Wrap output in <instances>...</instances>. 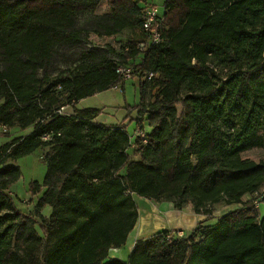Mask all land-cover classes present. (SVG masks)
<instances>
[{"label": "trees", "instance_id": "trees-1", "mask_svg": "<svg viewBox=\"0 0 264 264\" xmlns=\"http://www.w3.org/2000/svg\"><path fill=\"white\" fill-rule=\"evenodd\" d=\"M100 2L0 0V125L30 129L0 146V264H264V214L252 204L187 236L137 241L127 261L108 258L138 219L134 197L206 215L264 186V158L241 155L264 147V0H163L162 40L144 49L143 10L155 5L107 0L98 11ZM124 31L137 37L127 49L81 52L70 73L49 77L58 50ZM117 65L153 74L135 106L150 132L133 143L125 127L95 123L99 110L75 109L124 85ZM38 150L46 172L29 191L41 195L23 214L8 193L21 172L6 163Z\"/></svg>", "mask_w": 264, "mask_h": 264}, {"label": "rangeland", "instance_id": "rangeland-1", "mask_svg": "<svg viewBox=\"0 0 264 264\" xmlns=\"http://www.w3.org/2000/svg\"><path fill=\"white\" fill-rule=\"evenodd\" d=\"M149 2L150 4L156 5V7H158L159 10L162 11L163 0H149ZM106 3L107 0H101L98 11L104 9L106 7ZM88 18H90L89 15H84L83 17L79 18L78 21L80 27L84 25ZM135 38L137 37H134L133 34H131L129 31H124L113 39L99 40L94 38L92 42H90L91 44L87 43L89 41L85 42L86 40L83 38V42L85 43H82V45L78 46L77 48L58 50L57 55H55L51 65H49V67L47 68V73L52 79L56 78L59 74L67 70L70 73L79 61L81 52H86L87 50H99L100 52H107L108 47H114L115 45L116 52L119 53L121 52L124 46H127L128 42L130 43V41ZM109 56L113 60H117V57L115 55L110 54ZM67 74L68 73H65L64 76ZM141 80L142 78L140 79V77L136 75L131 80L125 81L124 85L118 87V89L112 88L100 92L99 94H95L93 96L82 99L76 105V109L82 110L87 108H93L99 110L100 114L98 115V120L101 123H123L128 136L133 139V132L136 128V122L142 124L143 121L141 119L138 121L136 120L137 112L135 110V106L138 103V84ZM177 108L178 111L181 110L180 106H178ZM73 114L74 108L66 107L61 115L69 116ZM137 127L139 128V126ZM142 127L144 129L143 134L149 132L150 127L146 120L143 121ZM29 131L30 129H26L23 131L18 129H11L8 134L0 135V146L11 141L13 138L28 134ZM259 134L264 133L260 131ZM45 151L46 150H38L33 154L25 156L17 161L9 160L6 163L7 166L18 167L20 169L21 177L15 184L10 186L8 193L13 199L16 208L23 214L33 213L37 199L41 195V193H39L33 196L29 191V187L32 182H37L40 185L42 184L46 172V166L42 161L41 157L43 156ZM241 155L249 157L251 159L264 158V147L250 148L243 152ZM257 194L258 195L255 199L256 201H259V203H261L259 206V212L260 214H264V203H262L264 202V186L260 188ZM248 195L250 196L251 194ZM243 197L241 198V203H239L242 204V207L248 206L249 204L253 205L252 201L254 199L252 195L250 197V199L252 200H243ZM225 205V203L220 202L215 208L211 206L210 208H208L210 210V213H208V215H211L212 213H214V211L216 212V216L222 215V213L227 210ZM183 209L193 211L190 205H187ZM49 212L50 209L48 207H45L42 210L43 216H48ZM0 214L7 216L8 212L6 210H3L0 212ZM36 231L40 236H42L41 230L39 229L38 225L36 226Z\"/></svg>", "mask_w": 264, "mask_h": 264}, {"label": "crops", "instance_id": "crops-1", "mask_svg": "<svg viewBox=\"0 0 264 264\" xmlns=\"http://www.w3.org/2000/svg\"><path fill=\"white\" fill-rule=\"evenodd\" d=\"M130 33L134 35L132 31ZM123 48L127 49V47L125 46ZM113 89H118V88H113ZM76 105H75V109H76ZM140 119L145 121L146 116H143L140 118L137 115L136 120L138 121ZM143 121H142V124H139V122L138 123L136 122V128L133 132V139L130 138L131 143H133L135 137L138 135L139 130L137 126L142 127ZM94 122L97 124H103L107 127H112V126H117V125L124 127L123 123H119V124L101 123L98 120V117L95 118ZM143 130L144 129L142 127V131ZM149 132L145 134H148ZM248 197L249 195H245L243 197V200L248 199ZM134 200H135L137 210H138V219L133 229L128 234L125 245L119 249L109 250V253H108L109 259L127 261V258L134 244L137 241L148 239L152 235L161 233L163 231L182 232L184 236H187L199 225H203V226L213 225L223 215L233 210L239 209V207L242 208V204L225 205L227 210H225L224 213H222V215L216 216L215 211L211 215H208V214L205 215V214H196L193 211H189L185 209L177 210L174 208V205L169 202H156V201L144 199L141 197H134ZM216 206L217 204L213 205L214 208ZM49 215H50V212L48 216H44V217L48 218Z\"/></svg>", "mask_w": 264, "mask_h": 264}, {"label": "built area", "instance_id": "built-area-1", "mask_svg": "<svg viewBox=\"0 0 264 264\" xmlns=\"http://www.w3.org/2000/svg\"><path fill=\"white\" fill-rule=\"evenodd\" d=\"M162 12H163V8L162 11L159 10L158 7L155 6H147L144 8L143 10V23H142V28L143 31L147 34L148 36V42L147 43H140L138 45L139 49H144L146 47L149 46H154L157 45L158 43L161 42V31L163 28L162 25ZM115 72L117 74V76L124 80H130L132 79V77L134 76L133 74V70L128 67V66H121V65H117L115 67ZM153 77V74L149 73V74H144L142 76L143 80H150ZM66 107H61L60 109L56 110L55 113L58 114H62V112L64 111ZM10 128H8L6 125H0V135H5L8 134L10 132ZM145 134H143L142 130L138 131V135L137 136H141V138L144 137ZM50 136L49 135H44L42 137V139L44 141L49 140ZM3 156L0 157V161L2 160ZM257 192L252 194L253 197V206L256 209H259V206L261 203H259V201H256V197H257ZM251 195L248 197V199H250ZM252 200V199H250ZM264 203V202H262ZM177 235L179 237L183 236L182 233L178 232Z\"/></svg>", "mask_w": 264, "mask_h": 264}]
</instances>
